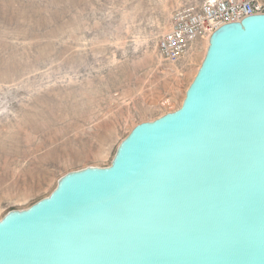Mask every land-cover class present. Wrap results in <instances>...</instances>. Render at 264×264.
Returning a JSON list of instances; mask_svg holds the SVG:
<instances>
[{"label": "water", "instance_id": "water-1", "mask_svg": "<svg viewBox=\"0 0 264 264\" xmlns=\"http://www.w3.org/2000/svg\"><path fill=\"white\" fill-rule=\"evenodd\" d=\"M0 264H264V14L214 31L180 108L0 219Z\"/></svg>", "mask_w": 264, "mask_h": 264}, {"label": "rangeland", "instance_id": "rangeland-1", "mask_svg": "<svg viewBox=\"0 0 264 264\" xmlns=\"http://www.w3.org/2000/svg\"><path fill=\"white\" fill-rule=\"evenodd\" d=\"M203 1L0 0V219L180 108L206 39L176 63L157 43L177 7Z\"/></svg>", "mask_w": 264, "mask_h": 264}, {"label": "built area", "instance_id": "built-area-1", "mask_svg": "<svg viewBox=\"0 0 264 264\" xmlns=\"http://www.w3.org/2000/svg\"><path fill=\"white\" fill-rule=\"evenodd\" d=\"M258 14H264V0H205L179 6L172 12L170 30L158 40V52L164 61L176 63L198 39Z\"/></svg>", "mask_w": 264, "mask_h": 264}, {"label": "bare ground", "instance_id": "bare-ground-1", "mask_svg": "<svg viewBox=\"0 0 264 264\" xmlns=\"http://www.w3.org/2000/svg\"><path fill=\"white\" fill-rule=\"evenodd\" d=\"M211 36V35H210ZM210 36L209 37H207L206 38V41H204V43H203V45H202V47H203V53L202 52H198L196 55H197V58H198V61H200V63L202 64V61H203V59H204V57H205V55H206V51H207V48H208V46H209V39H210ZM192 49V48H191ZM190 52V51H189ZM188 52V53H189ZM188 53H187V55H188ZM205 53V54H204ZM187 56H185L184 58H186ZM183 58V59H184ZM201 64H200V66H201ZM200 66H199V68H200ZM198 68V69H199ZM197 72H198V70H195V71H193V72H191V74L189 75V82H191L192 83V81L194 80V78H195V76H196V74H197ZM191 83H189V86H190V84ZM186 94V92L184 93V95ZM184 98H185V96H184ZM184 98L182 99V102H183V100H184ZM181 105H182V103H181ZM132 131V130H131Z\"/></svg>", "mask_w": 264, "mask_h": 264}]
</instances>
